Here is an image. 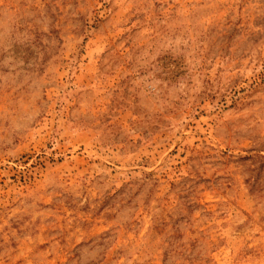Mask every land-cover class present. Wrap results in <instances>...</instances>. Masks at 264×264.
I'll return each mask as SVG.
<instances>
[{
  "label": "rangeland",
  "instance_id": "1",
  "mask_svg": "<svg viewBox=\"0 0 264 264\" xmlns=\"http://www.w3.org/2000/svg\"><path fill=\"white\" fill-rule=\"evenodd\" d=\"M256 154L264 0H0V264H264Z\"/></svg>",
  "mask_w": 264,
  "mask_h": 264
},
{
  "label": "trees",
  "instance_id": "2",
  "mask_svg": "<svg viewBox=\"0 0 264 264\" xmlns=\"http://www.w3.org/2000/svg\"><path fill=\"white\" fill-rule=\"evenodd\" d=\"M255 157H258L260 159H262L261 161V166L264 165V155H261V154H256ZM251 158H254V157H250L248 156L247 159H251ZM255 170V167L254 168H251V171L254 172ZM262 173V172H261ZM263 178H264V175H262L261 177L257 176V172L255 174H251L250 178L248 179V183H249V191L251 194H255L257 195V193L260 191V188H257L262 182H263ZM159 225H155L153 228L158 231L161 229L158 228Z\"/></svg>",
  "mask_w": 264,
  "mask_h": 264
}]
</instances>
